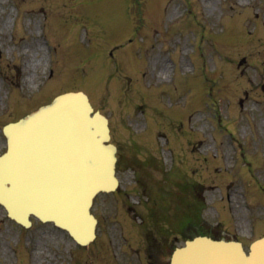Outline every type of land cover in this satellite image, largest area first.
I'll return each instance as SVG.
<instances>
[{
  "label": "rangeland",
  "instance_id": "374dc122",
  "mask_svg": "<svg viewBox=\"0 0 264 264\" xmlns=\"http://www.w3.org/2000/svg\"><path fill=\"white\" fill-rule=\"evenodd\" d=\"M0 51V153L3 124L81 90L109 121L119 180L95 198L84 247L0 206V264H136L151 223L181 215L158 213L161 189L245 245L249 221L264 233V0H0Z\"/></svg>",
  "mask_w": 264,
  "mask_h": 264
},
{
  "label": "water",
  "instance_id": "95a60500",
  "mask_svg": "<svg viewBox=\"0 0 264 264\" xmlns=\"http://www.w3.org/2000/svg\"><path fill=\"white\" fill-rule=\"evenodd\" d=\"M82 93H67L37 114L7 128L8 151L0 158V202L23 224L32 213L53 220L79 243L91 238L88 206L99 190L114 188V148L106 119ZM201 250V251H200ZM173 264H264V238L248 257L238 243L187 242Z\"/></svg>",
  "mask_w": 264,
  "mask_h": 264
},
{
  "label": "bare ground",
  "instance_id": "6f19581e",
  "mask_svg": "<svg viewBox=\"0 0 264 264\" xmlns=\"http://www.w3.org/2000/svg\"><path fill=\"white\" fill-rule=\"evenodd\" d=\"M242 39V38H241ZM21 68V66H19ZM162 70L165 71L166 70V67L165 65H162ZM6 254V253H5ZM32 258L34 259V257L32 256ZM9 258L6 256V258H4V260H8Z\"/></svg>",
  "mask_w": 264,
  "mask_h": 264
},
{
  "label": "flooded vegetation",
  "instance_id": "af4514ba",
  "mask_svg": "<svg viewBox=\"0 0 264 264\" xmlns=\"http://www.w3.org/2000/svg\"><path fill=\"white\" fill-rule=\"evenodd\" d=\"M152 264H158L156 261H154V262H152ZM161 264H165L164 262L163 263H161Z\"/></svg>",
  "mask_w": 264,
  "mask_h": 264
}]
</instances>
